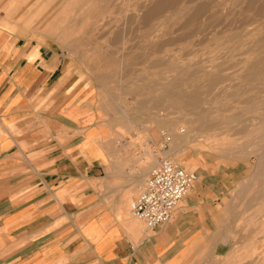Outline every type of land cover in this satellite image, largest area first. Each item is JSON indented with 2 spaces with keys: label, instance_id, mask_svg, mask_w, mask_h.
<instances>
[{
  "label": "rangeland",
  "instance_id": "1",
  "mask_svg": "<svg viewBox=\"0 0 264 264\" xmlns=\"http://www.w3.org/2000/svg\"><path fill=\"white\" fill-rule=\"evenodd\" d=\"M104 2L32 0V19L82 72L120 167L146 175L168 159L193 171L218 212L221 264H264V0H175L156 21L117 27L152 0ZM177 128L188 136L172 149ZM138 187L115 203L136 235L151 232L129 213Z\"/></svg>",
  "mask_w": 264,
  "mask_h": 264
},
{
  "label": "crops",
  "instance_id": "2",
  "mask_svg": "<svg viewBox=\"0 0 264 264\" xmlns=\"http://www.w3.org/2000/svg\"><path fill=\"white\" fill-rule=\"evenodd\" d=\"M31 6L0 0V264H221L199 186L153 231L123 225L118 194L146 175L120 167L113 128Z\"/></svg>",
  "mask_w": 264,
  "mask_h": 264
},
{
  "label": "built area",
  "instance_id": "3",
  "mask_svg": "<svg viewBox=\"0 0 264 264\" xmlns=\"http://www.w3.org/2000/svg\"><path fill=\"white\" fill-rule=\"evenodd\" d=\"M197 180L193 171L171 160H160L146 174L142 190L129 204L130 215L141 221L148 231H153L172 219L179 203Z\"/></svg>",
  "mask_w": 264,
  "mask_h": 264
},
{
  "label": "bare ground",
  "instance_id": "4",
  "mask_svg": "<svg viewBox=\"0 0 264 264\" xmlns=\"http://www.w3.org/2000/svg\"><path fill=\"white\" fill-rule=\"evenodd\" d=\"M105 1V0H104ZM174 1L175 0H152V2L150 3V6L143 12V14L140 16V17H136L135 16V19H131V18H129V17H124V19L123 20H116V21H113L112 23H114L113 24V26H115V27H117L119 24H120V22L122 23V25L123 26H126L127 24H129L130 22H132V21H136L137 23H139V24H146V23H150L151 21H156V20H158V18H159V15H160V13H161V10H162V8L163 7H165V6H167V5H170V4H172V3H174ZM104 3H106V2H104ZM122 2H121V0H107V3H106V5L108 6V7H115L116 6V8L119 6V10L120 9H122V8H120V6H122V4H121ZM121 4V5H120ZM88 5V4H87ZM87 5H86V7H87ZM205 5V4H204ZM80 6H81V4H80ZM85 6V5H84ZM83 7V6H82ZM91 7V6H90ZM90 7H88V8H90ZM144 7V4L142 5V3L141 4H139L136 8H134V10L135 11H140V9H142ZM88 8H86L87 10H90V12H91V10H93L92 9V7H91V9H88ZM197 8V7H196ZM127 9V6H126V8L124 9L125 11H127L126 10ZM199 9V8H198ZM171 11V10H170ZM82 12V11H81ZM80 12V13H81ZM90 12H88L87 11V13H90ZM168 12V11H167ZM86 13V12H85ZM86 13V14H87ZM94 13V12H93ZM80 15V14H79ZM85 15V14H84ZM193 15V14H192ZM87 16V15H86ZM89 16V15H88ZM90 16H92V13L90 14ZM124 16H126V15H124ZM94 17H97L98 18V16H95L94 15ZM93 17V18H94ZM200 17V16H199ZM90 18V17H89ZM92 18V19H93ZM86 19H88V17L86 18ZM91 19V18H90ZM91 19V20H92ZM99 19V18H98ZM188 19V18H187ZM83 20V19H82ZM90 20V21H91ZM89 21V20H88ZM87 21V22H88ZM94 22H96V20H94ZM93 22V23H94ZM99 22V21H98ZM111 23V24H112ZM89 24H91V23H89ZM96 24V23H95ZM91 26H94V25H91ZM127 36V35H126ZM116 38L117 37H114V38H112V40H116ZM205 39V38H204ZM203 39V40H204ZM208 40V39H207ZM193 100L195 101V99L193 98ZM262 123V122H261ZM263 125H264V123H262ZM128 125H129V123H128ZM175 130L176 129H172L171 131H169V137L171 138L173 135H174V137L172 138L173 140H174V143H173V145H172V149L173 148H177L178 147V145L183 141V140H185L186 138H187V136H188V134L186 135L185 133V130L183 129V128H177V130L179 131L177 134L175 133ZM153 134H154V136L156 137V133L155 132H153ZM199 137V136H198ZM264 137V136H263ZM200 141V140H199ZM193 147V146H192ZM129 161V160H128ZM129 162H131V161H129ZM154 162V161H153ZM125 163H127V160H126V162ZM253 175V174H252ZM259 175V174H258ZM261 176V175H260ZM251 177V176H250ZM123 203V202H122Z\"/></svg>",
  "mask_w": 264,
  "mask_h": 264
}]
</instances>
